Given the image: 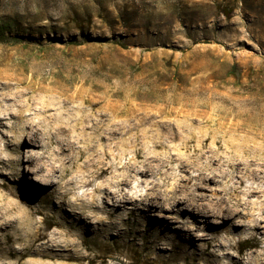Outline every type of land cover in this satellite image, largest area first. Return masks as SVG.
<instances>
[{
    "label": "rangeland",
    "instance_id": "rangeland-1",
    "mask_svg": "<svg viewBox=\"0 0 264 264\" xmlns=\"http://www.w3.org/2000/svg\"><path fill=\"white\" fill-rule=\"evenodd\" d=\"M3 21H9L11 28L0 36V89L10 85L12 96L16 100L20 96L23 120H36L40 106L50 96L63 99L62 88H69L64 95L74 96V87L79 85L95 90L111 87L116 90L112 98L117 104L129 97L134 109L128 121L138 139H131L129 146L118 144L124 150L115 151L119 153L115 165L134 163L130 194L153 195L163 180L167 184L162 191L177 184L192 185L200 182L195 178L203 171L209 186L195 191L202 193L201 202L230 205L217 198L221 186L214 185L213 177L219 166L230 174L233 168L225 165L226 160L242 165L250 162L251 167L264 169V148L256 150L251 139L230 138L234 130L248 133L249 137L252 133L264 135V0H0V23ZM49 87L53 91H47ZM4 104L1 102L0 110ZM66 105L76 113L79 102ZM89 107L81 105L83 111ZM123 117L122 113L115 120L121 122ZM3 121L0 205L5 207L12 200L24 207L33 200L35 205L44 206L47 190L40 188L35 194L29 185L34 175L26 173V153L21 146L31 147L26 141L27 133L21 132L26 123L16 122L15 117ZM172 128L177 133L173 138L169 136ZM223 130L228 131L226 135ZM263 138L260 139L264 141ZM257 141H261L259 137ZM234 143L241 146L234 147ZM215 148L223 164H210L208 156ZM145 153L164 164L160 168L161 164H151V173L142 174ZM7 157L13 158L12 164L3 166ZM206 165L211 169L202 170ZM12 169L17 170L16 175L11 176ZM164 169L168 178L162 174ZM73 176L77 179L79 173ZM103 178L109 179L110 174ZM93 185L77 188L67 199L90 191ZM258 195L251 199L262 203V210L255 204L250 207L253 214L245 218L246 223L256 222L257 228L244 225L232 227L231 231L220 230L209 245L200 239L177 236L157 224L155 218L169 216L190 228L199 221L185 220L159 207L152 211L155 218L141 209L139 214H128L127 209L118 208L119 218L115 219L122 221L118 236L115 229L108 237L88 235L87 244L101 245L106 255L104 261L94 264H231L234 257L240 258L238 264H246L251 253L264 250V192ZM180 196L177 194V198ZM93 197L99 206L97 214L103 217L99 196L95 193ZM63 214L56 212L57 216ZM44 215H33L35 225L45 223ZM207 218L212 226L224 220ZM56 228L59 229L51 226L48 231ZM27 260L29 257L23 259V264ZM48 261L77 264L72 260Z\"/></svg>",
    "mask_w": 264,
    "mask_h": 264
},
{
    "label": "bare ground",
    "instance_id": "bare-ground-1",
    "mask_svg": "<svg viewBox=\"0 0 264 264\" xmlns=\"http://www.w3.org/2000/svg\"><path fill=\"white\" fill-rule=\"evenodd\" d=\"M53 89L49 87L47 91L51 92ZM62 89L63 99L50 96L47 102L40 106L35 115L38 117L36 120L33 117L23 120L22 105L18 103L21 98L18 96L16 100L12 96L10 85H4L0 89V104L5 102L3 109L0 110V126L8 117H15L16 122L19 120L26 123L21 132L27 133L26 141L31 144V147H27V144L21 146L24 147L23 151L26 153L24 160L26 173L34 175L30 176L34 182L29 185L33 187L35 194L40 188L47 190L43 196L44 206L35 205L33 200L31 203H26L24 207H20L12 200H9L5 207L0 205V264H23L25 257H29L27 264H51L48 261L51 259L72 260L77 264H94L97 260L104 261L106 255L102 253V246L87 244L88 235L96 233L99 237H108L115 229L116 236H118L121 233L119 224L122 222L115 219L119 218L118 208L127 209L128 214H139L141 209L148 217L154 216L155 218L156 213L152 211L154 207H159L174 211L183 216L185 220L199 221L200 223H195V227L190 228L179 219L169 216L158 215L159 218H155L157 224L168 227L177 236L200 239L206 245L211 244L214 234L220 230L231 231L232 227L237 229L244 225H248L250 229L257 228L256 222L246 223L245 218L253 214L250 207L254 208L255 204H257L255 208L262 210L260 207L262 203H257L251 197L259 196L258 193L264 192V169L251 167L250 162L242 165L240 162L234 163L226 160L225 165L233 168V173L230 174L227 168L219 166L218 172L213 177L214 185L221 186V193L217 198L226 204L231 202L230 205L220 203L206 205L201 202L202 193H195V191L204 185L209 186L205 183L206 175L203 171L199 172L201 176L198 174L195 178L200 182L194 181L192 185L177 184L168 191H162L161 187L167 184L163 180L158 182V192L153 195H148V192L139 193L138 196L130 194L129 185L134 177V163L125 162L119 167L115 165L117 164L116 158L119 156V153L115 151L123 152L124 150L118 147V144L129 146L131 139L134 141L138 139V136L132 132L134 127L128 121L134 109L129 97H125L126 100L122 104H117L112 98L116 90L111 87L95 90L79 85L74 87V96L64 95L69 88ZM22 100L26 101V99ZM10 101L13 103L11 104ZM70 101L79 102L76 113H73L66 105ZM84 104L90 106L88 110L81 109V105ZM122 113L124 114L122 121H116L115 118ZM199 120L202 122L203 117ZM205 122H208V118ZM172 130L169 136L173 138L177 136V133L173 128ZM227 132L223 130V135ZM252 134L250 138L248 133L239 134L234 130L230 138L239 141L251 139L256 143V150L263 149L264 141L260 138L264 135L260 137L261 133ZM258 137L261 141H257ZM211 143H214V132ZM236 145L241 146L239 143L233 146ZM7 146L4 145L5 149ZM217 149L215 148L212 155L208 156L210 164L224 163L220 162ZM5 160L6 164L3 166H9L13 158L7 157ZM3 161V158H0V163ZM151 164H161L157 167L160 168L164 162L145 153L141 162L142 174L151 173ZM201 169L210 170L211 165L209 167L206 165ZM214 169L216 168L212 167V170ZM117 170L118 172L114 174ZM74 172L79 173L77 179L73 176ZM16 174L17 170L12 169L11 176ZM105 174H110V178L105 180L103 178ZM162 174L165 178L169 177L166 169L162 171ZM22 175L20 174V178ZM24 177L27 178V174ZM246 177L251 181L247 182ZM92 184L94 185L90 191H82L70 201L67 199L69 195L75 194L77 188H88ZM95 193L99 196L104 208L103 217L97 214L99 206L94 202ZM177 194L181 196L177 198ZM87 195L89 198L86 197ZM57 211H63L64 214L57 216ZM39 212L44 213L46 217L43 225H35L33 220V215ZM140 214L143 215L142 212ZM209 216L224 218V220H220L218 226H212L207 218ZM51 226L59 227V229L48 231ZM196 229L201 232L194 233L193 230ZM162 230L165 232V228ZM109 257L117 260V257L112 254ZM238 263H241L240 258H232L231 264ZM245 263L264 264V250L261 253H251ZM113 264L121 263L114 262Z\"/></svg>",
    "mask_w": 264,
    "mask_h": 264
},
{
    "label": "trees",
    "instance_id": "trees-1",
    "mask_svg": "<svg viewBox=\"0 0 264 264\" xmlns=\"http://www.w3.org/2000/svg\"><path fill=\"white\" fill-rule=\"evenodd\" d=\"M11 23L9 21H3L0 23V36H3L5 32H9Z\"/></svg>",
    "mask_w": 264,
    "mask_h": 264
}]
</instances>
